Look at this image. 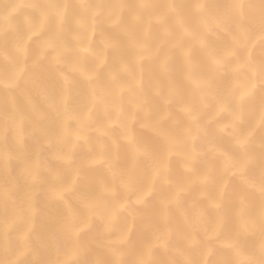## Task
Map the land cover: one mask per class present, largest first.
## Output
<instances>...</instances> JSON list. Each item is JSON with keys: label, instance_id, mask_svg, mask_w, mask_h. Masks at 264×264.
<instances>
[{"label": "snow or ice", "instance_id": "6c2138e0", "mask_svg": "<svg viewBox=\"0 0 264 264\" xmlns=\"http://www.w3.org/2000/svg\"><path fill=\"white\" fill-rule=\"evenodd\" d=\"M241 6V2L235 4L237 10ZM192 7L201 12L204 5L197 0ZM172 16L178 33L170 26ZM0 37L8 49L0 50L6 63L0 88L10 96L9 111L0 124L4 145L0 164L18 163V175L29 186L21 201L15 181L0 189V200L10 206L6 232L25 216L23 238L32 232L40 213L41 185H45L49 201L64 204L62 228L73 239L91 229L94 222L102 224L106 234L116 231L108 243L117 257L119 246L129 242L135 221L141 218L140 210L155 200L156 225L138 264H149L155 248L169 247L175 234L171 223L174 209L182 216L188 248L199 243L197 233L202 230L221 247H235L234 242L219 239L227 223L224 209L232 199L239 203L235 213L239 227L247 231L255 226L245 215L244 195L233 192L230 177L243 179L247 161L235 151H243L256 130L264 128V102L255 112L253 125L243 127L249 100L264 90V68L249 66L258 41L234 37L231 47H213L184 23L176 0L164 4L113 0L106 10L104 0H9L0 11ZM239 47L248 48L247 59L237 57ZM42 64L61 82L55 97L39 85ZM77 80L87 90L83 106L74 109L72 89ZM29 88L38 89L56 115L54 130H42L44 147L50 150L47 158H31L24 151L26 122L35 105L26 98V107H18L12 93ZM153 97L159 99V109H153ZM138 129L149 130L159 145L146 144ZM226 140L235 151L225 148ZM81 149L85 155L77 160ZM122 149L131 162L126 170L116 163ZM206 159L218 162L226 178L216 179L214 167H198ZM50 161L68 168L70 176L64 178ZM138 163L147 165L148 178L137 187L133 177ZM97 168L108 174V179L98 181L99 193L117 198L111 206H104L99 197H78L87 210L80 215L68 196ZM118 191L132 193L134 200L130 203L128 198L118 197ZM122 213L134 223L117 230ZM258 217L264 220V208ZM213 251L207 249L202 264H207ZM77 254L76 248L71 249L62 264H71ZM185 264H192L187 256Z\"/></svg>", "mask_w": 264, "mask_h": 264}, {"label": "clouds", "instance_id": "9594fccd", "mask_svg": "<svg viewBox=\"0 0 264 264\" xmlns=\"http://www.w3.org/2000/svg\"><path fill=\"white\" fill-rule=\"evenodd\" d=\"M43 2V0H42ZM166 0H156L157 4H164ZM197 0H176L177 12L183 17L184 23L193 30L200 33L209 43L216 48L231 47L234 37H247L249 41H258L255 49L252 50L250 67L264 68V0H200L204 7L201 12L193 10V4ZM241 2L242 6L237 10L235 4ZM9 0H0V11L5 10ZM113 0H104L105 10L112 4ZM131 3V0H130ZM101 19V18H98ZM170 26L175 32H179L175 22V16L169 19ZM207 27H204V24ZM71 28L75 31V25ZM0 50L7 51L3 37H0ZM248 48L239 47L236 49L237 57L247 59ZM235 59V58H234ZM111 66V65H110ZM6 63L0 57V76H3ZM39 85L55 97L61 91L62 85L55 74L42 64L39 72ZM87 85L76 81L72 89V106L79 109L86 99ZM15 96L16 104L20 108L26 107V98H30L35 105V110L29 112V121L26 122L28 136L25 141L24 151L31 158L39 156L47 158L50 150L44 147V136L42 130L52 131L56 124V115L42 100L38 89H26L24 92L12 93ZM9 92L0 88V124L9 111ZM264 102V90L259 91L254 98L248 102V115L243 127L249 128L253 125L254 115L259 105ZM151 105L154 110L161 107L157 98H151ZM101 117L103 114H100ZM124 119V117H122ZM178 128L179 125H175ZM142 140L150 147H157L159 140L147 129H138ZM225 148L235 151L230 141H225ZM4 145L0 142V148ZM85 155L84 149L76 154L79 160ZM238 158L247 161V167L240 176H231L230 183L234 193L243 194L245 197V215L255 221V226L244 231L239 227L235 215L239 207L237 200L228 201L224 212L227 223L224 233L219 239H227L234 242V248H224L218 241L207 239L206 233L202 230L197 233L199 243L192 248L186 247L184 234V223L179 209L172 212V227L174 238L167 249L155 248L152 252L149 264H185V256L191 259L192 264H202L209 247L214 249L211 256L207 257V264H264V220L258 217L259 210L264 208V128L257 129L255 135L243 151H235ZM54 167L59 168L64 178L70 176L68 168L50 161ZM117 166L121 169L130 167V157L126 150H121ZM198 167H214L216 179L226 178L218 162L204 160ZM19 164L12 162L10 166L0 164V189L15 181L18 185L17 200L23 199L24 193L29 186L24 183L18 175ZM147 165L138 163L134 172V183L140 186L147 180ZM108 179L105 169L97 168L90 174V178L83 179L77 185L74 194L68 196L73 210L80 215H86L87 210L80 205L78 197H99L104 206H111L117 197L101 195L99 193L98 181ZM247 181L245 183L244 181ZM254 185L255 187H252ZM45 185L40 186L38 195L40 213L35 220L33 230L27 238H23L26 231L27 216L18 222L11 231L4 230V222L10 210L7 202L0 200V264H62L63 259L71 249L78 250L77 256L71 264H138V259L143 253V248L151 238V232L156 225L155 206L153 200L149 206L140 210V217L135 221V228L132 231L129 242L120 245V256L117 257L111 251L113 247L108 243L114 239L116 231L111 234L104 232L102 224L94 222L93 227L82 232L79 237L73 239L63 228L62 223L66 215V209L61 202L49 201L44 192ZM123 196L134 200L132 193L118 191V197ZM135 207V205L133 204ZM134 223L133 218L127 213H122L116 224V229H127ZM183 253V254H181ZM239 253L240 255H237Z\"/></svg>", "mask_w": 264, "mask_h": 264}]
</instances>
